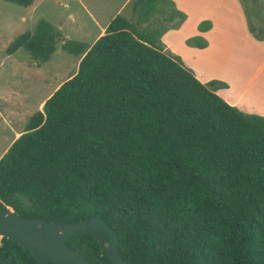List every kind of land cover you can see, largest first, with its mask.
<instances>
[{"label": "trees", "instance_id": "16d2710c", "mask_svg": "<svg viewBox=\"0 0 264 264\" xmlns=\"http://www.w3.org/2000/svg\"><path fill=\"white\" fill-rule=\"evenodd\" d=\"M239 1L263 41L264 25ZM131 11L134 22L117 15L90 47L62 44L82 55L78 70L0 158V202L49 223L101 219L125 264H264V117L227 104L216 94L227 84L201 83L165 50L162 36L186 18L171 0H133ZM58 38L40 21L6 51L47 62ZM65 242L91 264H111L90 234ZM0 264L44 263L1 238Z\"/></svg>", "mask_w": 264, "mask_h": 264}, {"label": "crops", "instance_id": "0c3cea01", "mask_svg": "<svg viewBox=\"0 0 264 264\" xmlns=\"http://www.w3.org/2000/svg\"><path fill=\"white\" fill-rule=\"evenodd\" d=\"M132 1L80 0L81 17L69 16L75 27L74 31L77 32L76 37L80 36L82 40L87 38L88 41L83 43L80 39L66 38L65 40L84 45L85 48L90 47L105 34L106 27L117 15L124 14L126 19L134 22L135 16L131 11ZM171 1L174 8L185 14L186 18L179 27L168 30L162 36L161 41L165 45V50L179 57L184 66L192 70L201 83L219 81L227 84V88L216 92L227 104L243 113L264 117V100L262 101L264 98V40L257 41L251 36L241 2L239 0ZM108 14L111 15L107 17ZM204 21H209L211 28L200 32L198 26ZM193 37L203 38L207 42V47L199 49L187 46L186 40ZM67 55L69 56V53ZM64 57L66 56L62 55L61 59L64 60ZM81 58L82 55H79L74 63L79 65ZM228 63H230V70L238 67L235 66L236 63L241 66L238 67L239 69L247 70L246 80L240 81L236 78L240 83L237 85L236 81L225 73H208L212 66L224 67ZM49 65L42 67L36 64L32 69L40 71L39 77L37 76L40 80L39 87L46 89L41 97L34 98L35 90L31 82L12 92L7 98L8 104L5 103L7 107L0 108V131H8L12 134L10 139L0 142V158L24 131L19 130V124H14L6 118L8 116L30 118L34 113L42 111L45 101L59 88L60 85L56 86L57 71L52 72L54 65ZM251 68L253 69L250 73ZM256 99H259V103ZM35 101L38 102L36 109L33 108Z\"/></svg>", "mask_w": 264, "mask_h": 264}, {"label": "rangeland", "instance_id": "374dc122", "mask_svg": "<svg viewBox=\"0 0 264 264\" xmlns=\"http://www.w3.org/2000/svg\"><path fill=\"white\" fill-rule=\"evenodd\" d=\"M245 1L250 9L253 23L257 27L264 25V0ZM81 13L80 0H33V4L28 8L0 0V108L7 107L5 103L8 104L7 98L10 97L12 92L18 90L20 86L30 84L31 82L33 90H35L34 98L36 99L42 96L46 89H41L39 87L40 80L37 76L39 77L40 71L32 70L33 66L36 64L42 67H47V64L48 66H50L49 64L54 65V69L51 70L52 72L55 70L57 71L58 80L56 86L61 85L67 78L76 74L78 64H75L74 61L79 54H69L68 56L67 52L62 53L64 52L62 50V44L65 43L66 38L70 40H82L80 36L76 37L77 32L74 31L75 27L72 25L70 20L71 17L69 16L81 17ZM109 15L111 14L106 16L109 17ZM40 21L47 22L59 35L57 44L58 50L51 56L49 59L50 61L48 60L47 64L46 62L35 61L30 57L29 53L24 50H18L14 54L9 55L6 50L14 39L24 32H33ZM88 25H90L89 22ZM82 41L86 43L88 39L85 38ZM71 49L75 53L80 51V48L76 46ZM58 54H62L66 57L62 60V55L59 56ZM225 66L228 67L226 68ZM225 66H212L211 69L208 70V73H225L234 79L237 85L240 84L237 79L240 81L246 80L247 70L239 69L241 67L240 65L236 63L235 66L239 68L236 67L231 70L230 63ZM252 69L253 68L250 69V73ZM243 74H245V76ZM256 100V102L259 101V99ZM263 100L264 98L262 101ZM37 105L38 102L35 101V103H33V108L36 109ZM6 119L14 124H19V130H25L29 120L27 117L14 118L13 116H8ZM11 137L12 134L8 131H0L1 143Z\"/></svg>", "mask_w": 264, "mask_h": 264}, {"label": "water", "instance_id": "95a60500", "mask_svg": "<svg viewBox=\"0 0 264 264\" xmlns=\"http://www.w3.org/2000/svg\"><path fill=\"white\" fill-rule=\"evenodd\" d=\"M82 234L97 239L111 264H125L117 252L116 232L101 219L88 218L70 224L49 223L43 219L24 218L0 202V237L15 242L41 263L91 264L65 242Z\"/></svg>", "mask_w": 264, "mask_h": 264}]
</instances>
